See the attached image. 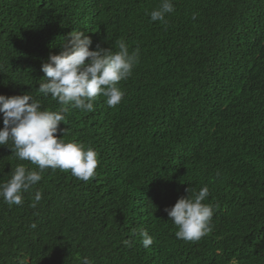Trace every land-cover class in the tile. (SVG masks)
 I'll return each instance as SVG.
<instances>
[{
    "label": "trees",
    "instance_id": "16d2710c",
    "mask_svg": "<svg viewBox=\"0 0 264 264\" xmlns=\"http://www.w3.org/2000/svg\"><path fill=\"white\" fill-rule=\"evenodd\" d=\"M159 3L0 0V95L57 111L37 89L73 30L90 50L140 49L117 106L98 96L58 126V139L98 153L95 176L48 168L21 205L0 198V264H264V0H173L167 24L147 15ZM10 147L0 146V184L17 164L39 171ZM205 185L213 230L179 240L165 209Z\"/></svg>",
    "mask_w": 264,
    "mask_h": 264
},
{
    "label": "clouds",
    "instance_id": "9594fccd",
    "mask_svg": "<svg viewBox=\"0 0 264 264\" xmlns=\"http://www.w3.org/2000/svg\"><path fill=\"white\" fill-rule=\"evenodd\" d=\"M174 11L173 0H160L158 7L147 15L150 22L167 24L166 17ZM192 18L195 19V15ZM90 45L88 35L73 30L64 39L63 50L58 55H50L48 62L42 65L44 77L37 92L55 100L60 105L57 111L42 109L40 101L34 100L30 94L0 95L4 125L0 129V146L10 143V149L19 161H29L39 168V171L29 170L24 164H17L11 171V178L0 184V198L9 206L21 205L23 193L41 181L42 173L48 168L70 170L73 177L85 182L95 176L98 153L91 147L85 148L82 143L58 139V126L64 123L72 108L83 113L93 112L98 96L105 98L108 107L117 106L124 97L117 85L132 75L139 62L140 49L137 47L130 52L123 40L116 42L118 51L115 52L99 46L97 50H90ZM216 176L219 177L220 173L217 172ZM208 196L209 188L205 185L198 193L181 197L173 207L165 209L178 228L175 232L177 239L199 241L212 232L213 207L203 203ZM41 198V192L37 191L31 206L35 207ZM139 235L144 248L154 243L147 230H140ZM123 243L132 246L131 240ZM81 264H93V261L83 257ZM229 264L236 262L233 260Z\"/></svg>",
    "mask_w": 264,
    "mask_h": 264
}]
</instances>
